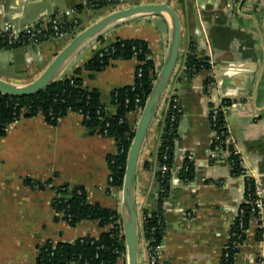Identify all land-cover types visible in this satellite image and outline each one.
<instances>
[{
	"label": "crops",
	"instance_id": "1",
	"mask_svg": "<svg viewBox=\"0 0 264 264\" xmlns=\"http://www.w3.org/2000/svg\"><path fill=\"white\" fill-rule=\"evenodd\" d=\"M90 1L0 0V27L12 23L23 28L38 21L49 24L55 16L72 9L84 29L112 11L167 0H117L108 7L93 6ZM168 1L181 17L183 40L137 171L139 262L150 264L143 231V212L148 210L162 211L164 216L161 262L223 264L233 222L247 196L246 180L233 173L230 156L238 153L247 171L264 184V0H246L242 7L243 0ZM99 36L72 55L58 78L71 75L116 40L133 38L148 44L158 74L169 50L172 23L166 14L139 15L109 26ZM70 40L62 37L29 43L24 46L26 60L19 64L5 61L6 53L0 50V78L20 84L33 81ZM190 54L214 65L191 76L187 73ZM139 64L137 56L115 58L94 77L90 71L83 73L85 84L98 89L110 115L117 113L112 92L135 82ZM214 73L216 78L212 77ZM210 79L213 81L208 82ZM174 98L181 106L178 136L168 181H161L158 189L159 151ZM224 99L232 101L224 105L231 133L217 157L212 154L210 111ZM140 114L138 110L127 114L134 129ZM117 148L113 137L91 132L83 123V115L76 111H70L57 124L49 123L42 114L11 123L0 137V264H36L39 247L48 240L99 238L111 229L112 225L101 226L98 220L70 225L53 206L56 188L63 185L70 189L84 187L89 203L117 210L123 224L122 188L110 182L108 164L109 155H114ZM187 160L193 165L190 179L183 175ZM28 179L50 183L42 188L37 183L28 184ZM258 231L252 219L233 264H264V234L260 237Z\"/></svg>",
	"mask_w": 264,
	"mask_h": 264
},
{
	"label": "trees",
	"instance_id": "2",
	"mask_svg": "<svg viewBox=\"0 0 264 264\" xmlns=\"http://www.w3.org/2000/svg\"><path fill=\"white\" fill-rule=\"evenodd\" d=\"M117 0H91L90 3L96 7H108L115 5ZM71 23H69L68 28ZM82 30V29H81ZM72 33L75 36L79 31ZM101 38V36H98ZM103 52L101 56L100 53ZM151 50L148 44L140 39H118L111 45L98 51L92 58L87 60L84 65L76 68L74 72L64 78H57L40 92L28 96H13L0 93V137L7 132L8 126L20 120L22 117H33L42 114L51 124H57L58 121L66 116L70 111H76L83 115V123L91 132L103 135L104 130L108 131L109 137H113L117 142L118 148L123 151L117 155H109L108 164L112 176L111 183L122 187L125 174L126 162L128 158L129 147L135 134V129L130 125L127 114L143 109L151 91L154 81L157 77L154 60L150 57ZM137 56L140 64L137 67L142 69V76L135 79V83L116 88L112 92V102L117 106V113L110 115L104 104L100 100V93L97 88H90L84 82L83 73L90 71V76L95 74L108 65L111 59L123 58L129 59ZM205 61L203 58H197L194 54L188 56L187 73L191 72L192 67H200ZM207 65V64H206ZM207 67H209L207 65ZM136 71V73H137ZM213 81V80H208ZM140 102L137 103V99ZM232 101L224 99L223 105H229ZM139 105V108H137ZM173 114L179 117L181 115V106L177 98H174L170 104L167 117L165 134L163 135L162 145L159 151V160L164 163L163 155L169 148L168 163L172 166L174 157L175 139L177 132H170V120ZM225 125L224 114L220 113L218 119L219 130ZM230 163L233 173L240 175L243 168V162L239 154L230 156ZM146 167H149L147 162ZM193 165L191 161H186L183 170L185 178H192ZM160 176V171L158 172ZM168 175L161 177L165 184L168 181ZM28 184L37 183L44 188L50 180L46 182H34L30 179ZM246 193L253 194L252 181H247ZM251 186V188H249ZM70 194V199L64 195ZM53 206L58 212L64 213V219H68L70 225L76 226L83 220H98L101 226L112 225L111 229L104 232L99 238L92 236L80 237L73 241L54 242L48 240L39 247L37 264H66L73 257L82 256V262L88 264H127L123 254H126L125 238L123 234V224L120 213L114 209L102 207L100 204H91L87 200V191L82 186L72 189L68 185L56 188V196L53 200ZM245 225L249 226L251 219V204L244 203ZM144 217V236L150 248L162 244L165 233V220L162 211L150 212L145 210ZM238 223V220H237ZM236 227V224H235ZM261 237L264 231L259 230ZM121 236H117L120 235ZM237 250L229 248V259L224 264H233L234 254Z\"/></svg>",
	"mask_w": 264,
	"mask_h": 264
},
{
	"label": "water",
	"instance_id": "3",
	"mask_svg": "<svg viewBox=\"0 0 264 264\" xmlns=\"http://www.w3.org/2000/svg\"><path fill=\"white\" fill-rule=\"evenodd\" d=\"M245 1H242L240 7H242ZM145 14L168 15L172 23V36L166 58L157 74L152 91L141 111L135 128V134L129 147L123 185L121 187L124 206L123 234L126 245L127 264H140L139 225L135 199L136 177L148 132L179 61L183 40V26L178 11L169 4L168 0L159 3L137 4L112 11L78 32L33 81L20 84L0 78V93L2 94L13 96L36 94L58 78L66 62L88 41L99 36L109 26L119 21ZM197 23L201 26L200 18H197ZM3 51L6 53L5 61L15 64L24 63L27 57V47L4 49ZM160 168L161 162L159 160L157 170L160 171ZM156 182L159 189L161 184L160 176L157 177ZM168 188H170V182ZM64 197L70 199L72 196L67 194Z\"/></svg>",
	"mask_w": 264,
	"mask_h": 264
},
{
	"label": "built area",
	"instance_id": "4",
	"mask_svg": "<svg viewBox=\"0 0 264 264\" xmlns=\"http://www.w3.org/2000/svg\"><path fill=\"white\" fill-rule=\"evenodd\" d=\"M73 14H75L74 10L68 9L63 14L55 16L49 24H44L41 21L35 22L33 24L27 25L26 27L20 28L15 26L12 23H6L3 26L0 27V50L2 49H14L17 47H24L28 45L29 43H39L44 42L50 38H62L67 37L68 39H72L74 36H72V33L77 30H81V22L79 18L73 17ZM69 23H71L70 27L68 28ZM80 32V31H79ZM100 55H103V52L100 53ZM208 66H213V61L205 60L201 66L198 67H192L191 72L196 73L198 70L202 68H207ZM142 76V69H138L136 73V79L140 78ZM213 78H216V74L214 73L212 75ZM135 83V82H134ZM133 83V84H134ZM140 102V98L137 99V103ZM139 108V105H137ZM226 107L223 104H215L210 111V121L212 128L214 130V140H213V156H219L221 152L224 150V144L227 136L230 135V129L228 127L227 123V116H226ZM138 110V109H137ZM142 109L140 110V112ZM220 113L224 114L225 118V125L223 128L219 130L218 127V119L220 116ZM178 116L176 114H173L170 120V132H177L178 130ZM104 136L108 135V131L105 129L103 132ZM176 140V139H175ZM123 151V148H117V152L114 155L120 154ZM169 148L165 150V153L163 155L164 163H161L160 168V176L166 177L169 175L171 166L168 163L169 160V154H168ZM238 154V153H235ZM240 175L244 176L246 182L252 181V188H253V194L248 193L246 196V203L251 204V219H254L258 229L261 231H264V184H262L256 174L253 172H248L247 168L244 167L241 170ZM112 176H110V182L112 181ZM247 184V183H246ZM251 188V186H249ZM64 215L63 212H60ZM245 209L240 208L238 215L236 219L233 222L232 228H231V234H230V240L227 244L224 253L223 258L225 259V262L229 259V248L237 250V252L240 250V248L243 246L246 236L249 230V226L245 225ZM71 218V215H68V219H65L66 221H69ZM238 220V223H237ZM236 224V227H235ZM117 236H121L117 235ZM161 245L159 244L155 246L154 248H150L148 246L149 251V258H150V264H164V262H161L159 260ZM236 252V253H237ZM234 254V256L236 255ZM126 254H123L122 257H124ZM121 257V259H122ZM37 264V260H36ZM66 264H88V262H82V256L73 257L71 260H69ZM224 264V263H223Z\"/></svg>",
	"mask_w": 264,
	"mask_h": 264
},
{
	"label": "rangeland",
	"instance_id": "5",
	"mask_svg": "<svg viewBox=\"0 0 264 264\" xmlns=\"http://www.w3.org/2000/svg\"><path fill=\"white\" fill-rule=\"evenodd\" d=\"M1 72L7 73V74L9 73V72H7V71H4V70H3V71H1ZM8 75H9V74H8ZM32 77H33V76H29L28 78H30V79H31ZM22 78H23L22 80H24V79H25L24 81H26V80H27V79H26V77H22Z\"/></svg>",
	"mask_w": 264,
	"mask_h": 264
}]
</instances>
